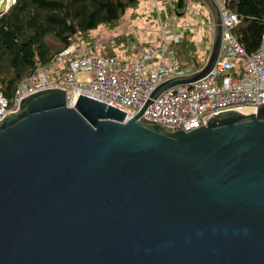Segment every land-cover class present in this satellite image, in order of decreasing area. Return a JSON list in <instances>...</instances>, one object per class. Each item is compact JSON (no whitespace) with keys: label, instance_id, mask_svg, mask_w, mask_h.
I'll return each mask as SVG.
<instances>
[{"label":"water","instance_id":"water-1","mask_svg":"<svg viewBox=\"0 0 264 264\" xmlns=\"http://www.w3.org/2000/svg\"><path fill=\"white\" fill-rule=\"evenodd\" d=\"M65 89L23 97L0 120V264H264V103L191 131Z\"/></svg>","mask_w":264,"mask_h":264},{"label":"built area","instance_id":"built-area-1","mask_svg":"<svg viewBox=\"0 0 264 264\" xmlns=\"http://www.w3.org/2000/svg\"><path fill=\"white\" fill-rule=\"evenodd\" d=\"M216 2L223 36L213 70L202 79L163 91L143 114L149 120L191 131L220 111H255L258 103H264V36L258 50L249 54L232 33V28L240 22L229 8L232 0ZM180 41L176 31L168 40L163 26L159 44L149 42L135 47L128 59L108 55L100 44L68 46L54 55L51 62L52 65L69 63L59 81L51 80L46 68L40 66L19 84L13 100L0 92V120L17 111L23 97L51 88L65 89L68 106L73 107L81 94L126 112L129 120L140 112L159 85L203 68L195 69L176 58L170 46Z\"/></svg>","mask_w":264,"mask_h":264},{"label":"trees","instance_id":"trees-1","mask_svg":"<svg viewBox=\"0 0 264 264\" xmlns=\"http://www.w3.org/2000/svg\"><path fill=\"white\" fill-rule=\"evenodd\" d=\"M142 1L145 0H14L8 8L0 9V92L13 100L19 84L40 66L46 68L51 80L59 81L69 63L51 62L54 55L71 45L100 44L108 55L124 56L131 38L121 35L100 42L101 37L93 32L117 26L129 9L137 8ZM170 1L175 3V14L181 16L191 4L205 5L203 0ZM229 8L240 19L232 28L234 37L249 54L254 53L263 42L264 0H232ZM180 37L179 44L170 46L176 58L199 69L207 55L201 56L189 32Z\"/></svg>","mask_w":264,"mask_h":264},{"label":"rangeland","instance_id":"rangeland-1","mask_svg":"<svg viewBox=\"0 0 264 264\" xmlns=\"http://www.w3.org/2000/svg\"><path fill=\"white\" fill-rule=\"evenodd\" d=\"M13 2L14 0H0V9H5ZM174 7L175 3L170 0H145L137 8L129 9L117 26L113 28L100 27L93 33L101 37L100 42L121 35L131 38L130 48L124 56L120 55V57L128 59L133 55L135 47L149 42L159 44L164 26L167 30L168 40H171L173 31L180 35L187 32L193 35L195 45L198 51L200 50L199 53L202 57L207 55V60L213 39V21L209 9L206 5L191 4L186 14L181 16L175 14ZM206 60L201 67L205 65Z\"/></svg>","mask_w":264,"mask_h":264}]
</instances>
